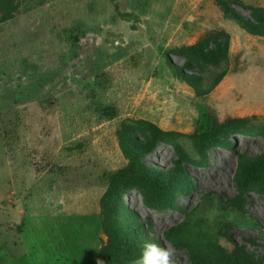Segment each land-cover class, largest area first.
Here are the masks:
<instances>
[{
    "label": "rangeland",
    "instance_id": "obj_1",
    "mask_svg": "<svg viewBox=\"0 0 264 264\" xmlns=\"http://www.w3.org/2000/svg\"><path fill=\"white\" fill-rule=\"evenodd\" d=\"M260 161L264 0H0V264H264Z\"/></svg>",
    "mask_w": 264,
    "mask_h": 264
},
{
    "label": "clouds",
    "instance_id": "obj_2",
    "mask_svg": "<svg viewBox=\"0 0 264 264\" xmlns=\"http://www.w3.org/2000/svg\"><path fill=\"white\" fill-rule=\"evenodd\" d=\"M142 260L135 264H170L171 250L167 247L161 248L155 243H146Z\"/></svg>",
    "mask_w": 264,
    "mask_h": 264
},
{
    "label": "trees",
    "instance_id": "obj_3",
    "mask_svg": "<svg viewBox=\"0 0 264 264\" xmlns=\"http://www.w3.org/2000/svg\"><path fill=\"white\" fill-rule=\"evenodd\" d=\"M258 166L261 168H264V161H260L258 163ZM245 182L249 183L251 181H255L256 180V175H255V169L252 168L250 171H248L247 175L245 176Z\"/></svg>",
    "mask_w": 264,
    "mask_h": 264
},
{
    "label": "bare ground",
    "instance_id": "obj_4",
    "mask_svg": "<svg viewBox=\"0 0 264 264\" xmlns=\"http://www.w3.org/2000/svg\"><path fill=\"white\" fill-rule=\"evenodd\" d=\"M212 253H213V255L216 253L217 257L220 258L222 261L228 260L227 256L222 254V253H218L217 249L212 250Z\"/></svg>",
    "mask_w": 264,
    "mask_h": 264
}]
</instances>
